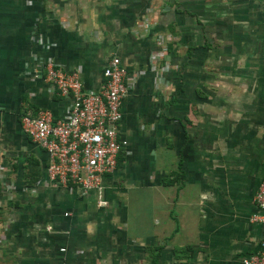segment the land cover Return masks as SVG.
<instances>
[{
    "label": "crops",
    "instance_id": "0c3cea01",
    "mask_svg": "<svg viewBox=\"0 0 264 264\" xmlns=\"http://www.w3.org/2000/svg\"><path fill=\"white\" fill-rule=\"evenodd\" d=\"M109 54L122 149L82 193L48 181L19 117L67 113L42 63L95 93ZM262 178L264 0H0V264H241Z\"/></svg>",
    "mask_w": 264,
    "mask_h": 264
},
{
    "label": "built area",
    "instance_id": "2783aa9c",
    "mask_svg": "<svg viewBox=\"0 0 264 264\" xmlns=\"http://www.w3.org/2000/svg\"><path fill=\"white\" fill-rule=\"evenodd\" d=\"M101 77L97 92L84 93L78 71L64 72L44 62L33 78L70 100L67 113L54 118L48 110H37L19 117L22 133L46 155L48 181L75 187L82 193L101 189L102 179L115 172L122 149L118 124L120 106L128 91V73L119 57L109 54ZM253 203L255 213L249 221L262 227V235L258 251L242 258L241 264H264V178L258 183ZM98 205L105 203L99 201Z\"/></svg>",
    "mask_w": 264,
    "mask_h": 264
},
{
    "label": "trees",
    "instance_id": "16d2710c",
    "mask_svg": "<svg viewBox=\"0 0 264 264\" xmlns=\"http://www.w3.org/2000/svg\"><path fill=\"white\" fill-rule=\"evenodd\" d=\"M117 164V163H116ZM159 248H157L156 250H155V253H156V255L155 256H157V253L159 252ZM154 263H155V260L153 261Z\"/></svg>",
    "mask_w": 264,
    "mask_h": 264
}]
</instances>
